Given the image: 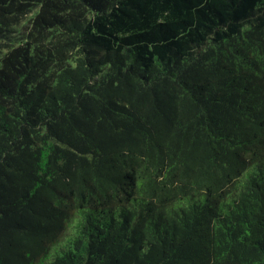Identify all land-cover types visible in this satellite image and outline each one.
Returning a JSON list of instances; mask_svg holds the SVG:
<instances>
[{"label": "trees", "instance_id": "trees-1", "mask_svg": "<svg viewBox=\"0 0 264 264\" xmlns=\"http://www.w3.org/2000/svg\"><path fill=\"white\" fill-rule=\"evenodd\" d=\"M0 264H264V0H0Z\"/></svg>", "mask_w": 264, "mask_h": 264}]
</instances>
